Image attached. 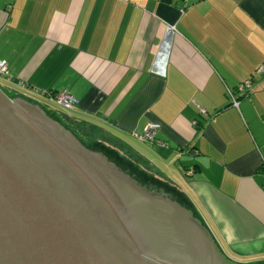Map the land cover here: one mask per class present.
<instances>
[{
  "label": "crops",
  "instance_id": "0c3cea01",
  "mask_svg": "<svg viewBox=\"0 0 264 264\" xmlns=\"http://www.w3.org/2000/svg\"><path fill=\"white\" fill-rule=\"evenodd\" d=\"M0 61L10 93L71 96L64 114L183 195L228 259L264 264V0H0Z\"/></svg>",
  "mask_w": 264,
  "mask_h": 264
},
{
  "label": "water",
  "instance_id": "95a60500",
  "mask_svg": "<svg viewBox=\"0 0 264 264\" xmlns=\"http://www.w3.org/2000/svg\"><path fill=\"white\" fill-rule=\"evenodd\" d=\"M0 264H242L171 186L0 88Z\"/></svg>",
  "mask_w": 264,
  "mask_h": 264
},
{
  "label": "built area",
  "instance_id": "2783aa9c",
  "mask_svg": "<svg viewBox=\"0 0 264 264\" xmlns=\"http://www.w3.org/2000/svg\"><path fill=\"white\" fill-rule=\"evenodd\" d=\"M182 11V10H181ZM168 32H171L170 29H167ZM257 73L261 76H264V65L260 67ZM11 83V77L5 67L4 61H0V88L5 90L6 92H13L14 90L8 86ZM5 85L6 87H4ZM17 86L20 89H24L25 86L21 83H17ZM252 83L250 81H244L243 83L239 84L233 90H227V97L230 100L231 104L236 106L237 104V96L242 98L246 97L249 92L252 91ZM40 94V93H38ZM42 100H35L31 99L32 101L36 102L39 105H42L45 108H59L66 112L72 111L76 104V101L66 93H53V92H46L39 95ZM53 110V109H52ZM157 128L156 124H148L144 130L142 137H140L141 141L150 142L153 139V133ZM160 146H163L159 144Z\"/></svg>",
  "mask_w": 264,
  "mask_h": 264
},
{
  "label": "trees",
  "instance_id": "16d2710c",
  "mask_svg": "<svg viewBox=\"0 0 264 264\" xmlns=\"http://www.w3.org/2000/svg\"><path fill=\"white\" fill-rule=\"evenodd\" d=\"M9 97H15L17 96V94L14 93H10V92H5ZM238 98H242L240 96H237ZM44 111H46L44 109ZM49 116L51 118L54 119V116L49 114ZM56 116H60V117H56L55 120H57L64 128H66L68 131H70L85 147H89L92 145H97L103 149H105L106 151H108L102 144L97 143L96 141L93 142H89V140L91 139L90 135L93 133L92 130L87 129L85 123L83 121H77L72 119V117H68L67 115H65L64 113H58V115ZM71 116V115H70ZM59 118V120H58ZM91 129V128H90ZM92 136V135H91ZM93 137V136H92ZM94 139V138H93ZM121 151V150H120ZM111 154L115 155V153H112V151H108ZM116 157H118L117 155H115ZM126 152H123L122 157H118L120 158L122 161H124L126 164H128L130 167H132L133 169H135L136 171H138L139 173H141L142 175H144L145 177H147L148 179L158 183V184H162L158 181H156L155 179H152L151 176H149L147 173H145L144 171H142L140 168H138V166L133 165L132 163H130L127 159H126ZM164 185V184H163ZM180 194V193H179ZM181 195V194H180ZM183 197V199L185 200L187 206L189 207V209L193 212L194 215L197 216V214L193 211V209L191 208L190 204L188 203V201L186 200V198L181 195Z\"/></svg>",
  "mask_w": 264,
  "mask_h": 264
},
{
  "label": "rangeland",
  "instance_id": "374dc122",
  "mask_svg": "<svg viewBox=\"0 0 264 264\" xmlns=\"http://www.w3.org/2000/svg\"><path fill=\"white\" fill-rule=\"evenodd\" d=\"M4 87H6L5 85H3ZM5 91V90H4ZM6 92V91H5ZM8 93V92H7ZM41 107H43L42 105H41ZM46 111H45V113L46 114H51V115H53L54 116V119L56 118V117H60V116H56V115H58V113H65L64 112V110H61V109H59V108H52V109H49V108H45V107H43ZM69 115H72V114H70L69 113ZM58 120H59V118H58ZM60 121V120H59ZM100 132L103 134V136H107V134H108V131L106 130V129H100ZM109 135V134H108ZM93 141H95L94 139H93V137H91V139L89 140V142H93ZM108 151H112V153H115V155H117L118 157H122V153H121V151H118L116 148H111V147H108V146H105V145H103ZM136 146V148H137V145H135ZM251 262V261H250Z\"/></svg>",
  "mask_w": 264,
  "mask_h": 264
}]
</instances>
